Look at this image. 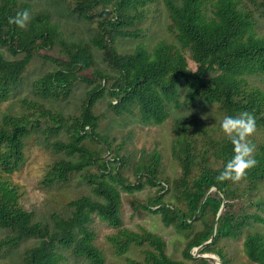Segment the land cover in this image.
Returning <instances> with one entry per match:
<instances>
[{
  "label": "trees",
  "instance_id": "obj_1",
  "mask_svg": "<svg viewBox=\"0 0 264 264\" xmlns=\"http://www.w3.org/2000/svg\"><path fill=\"white\" fill-rule=\"evenodd\" d=\"M25 9L30 14L25 27L9 23ZM162 13L173 39L146 43L142 38ZM260 19L264 0H0V46L13 56L0 50V101L16 94L35 56L51 64L32 83L42 100L23 97L24 111L0 115V264H60L63 251L87 264H106L94 245V216L116 229L107 236L116 254L132 247L143 253L142 259L110 264H185L167 253L157 232L123 225L120 188L131 194L145 184L155 189L143 200L131 199L133 209L157 214L173 227L184 240L185 260L212 264L192 252L212 237L198 252L214 253L228 264L220 242L242 236L248 260L264 264V232L256 225L264 224V140L254 134L264 129V88L251 79L264 75ZM76 20L86 24L78 36L70 28ZM128 40L138 43L122 48ZM79 81L91 87L77 114L44 101L67 96ZM101 98L115 116L151 124L170 118L176 176L165 175L156 149L133 159V152L122 151L123 139L116 143L99 129L106 115L94 110ZM245 111L255 118L248 140L255 145L256 164L239 180L218 179L234 155L221 122ZM61 131L65 138L56 135ZM29 139L54 153L40 181L45 187L61 188L77 177L90 194L71 197L42 216L26 209L12 175L25 163ZM127 167L135 182L124 175Z\"/></svg>",
  "mask_w": 264,
  "mask_h": 264
},
{
  "label": "rangeland",
  "instance_id": "obj_2",
  "mask_svg": "<svg viewBox=\"0 0 264 264\" xmlns=\"http://www.w3.org/2000/svg\"><path fill=\"white\" fill-rule=\"evenodd\" d=\"M153 22L154 23L151 25L153 31L149 32L150 35L146 38H142L146 43L150 42L153 44L157 39L162 37L169 40L173 39V34L165 28V17L163 13L161 15V20ZM83 26L86 27V24L83 21L76 20L72 21V26L70 28H73L75 32L74 34L78 36L79 33L83 32ZM256 29L260 33L264 32V20H259ZM134 43L138 42L131 40L125 42L122 41L120 45L122 48H129L130 46H133ZM0 50H3L6 55H9L8 51L2 46H0ZM47 52L54 54V52L51 51ZM9 57L13 58L12 55H9ZM50 67L51 64L49 60L47 61L44 58L35 56L31 63L26 67L23 74V80L20 82L16 94L7 100L0 101V115L5 111H24L25 108H22L21 103L23 97L31 99L38 98V100H40L41 98L32 90V83L38 75L45 72ZM251 79L254 85L264 88V75H252ZM90 87L91 85L79 81L67 96L62 95L58 99H44V101L47 102L51 100L50 102H47V104L54 109L57 108L62 110L64 114H77L82 105V98L85 95L86 90ZM106 104V98H101L96 103V109L94 110L97 114H99V112H104L106 115L99 118V129L106 132L111 137L114 136L116 143L123 139L126 143L122 151L126 154L133 152V159H136L138 155H141L142 150H144V154L146 155V153L156 149L161 153L162 169L165 175L169 177L176 176L178 173V165L172 158L171 154L170 141L172 134L170 118H167L160 124L141 122L133 115L126 114L123 116H115L109 114V112L105 110ZM254 134H256L258 139L264 140V129H256ZM56 135L65 138V133L63 131ZM34 141L32 139L28 140L25 148V163L19 171L12 175V181L20 188V202L26 209H33L39 216H42L49 213L53 207L56 209L63 208L71 197H77L82 193L90 194L87 185L79 183L77 177H73L71 181L64 184L61 188L45 187L40 181L46 170V166L52 160L54 153L51 149L43 148ZM123 173L128 176L131 182H135V176L130 167H127ZM154 189L155 188L151 187L149 184H145L142 189L135 190L130 194L128 191L120 188V214L123 220V225L136 231L141 227H145L157 232L167 242V253L175 259H183L185 264H194L193 261L188 259L185 260L183 258L182 248L184 246V240L174 231L173 227L165 226L162 223L160 216L157 214L146 212L144 215H140L133 209L130 203L131 199L136 198L138 200H143L147 194ZM91 225L95 232L94 245L103 253L106 264L123 262L128 257L142 259L143 253L139 247H132L122 255L115 253L107 236L115 232L116 229L108 222L94 216ZM256 225L264 232V224L257 223ZM196 226L200 227L201 224L197 223ZM242 240V236L221 240L220 243L224 246L225 251H227L231 258L228 264H255L249 261L246 257L243 251ZM31 242V239L23 241L19 245V251L30 245ZM198 251L199 249L197 248H193L192 250L196 256L204 254L214 256V259H211L213 262L212 264H221L219 262L220 259L218 260L219 257L216 254L199 253ZM63 254L64 258L61 260L60 264H87V260L84 257H76L68 251H63Z\"/></svg>",
  "mask_w": 264,
  "mask_h": 264
},
{
  "label": "clouds",
  "instance_id": "obj_3",
  "mask_svg": "<svg viewBox=\"0 0 264 264\" xmlns=\"http://www.w3.org/2000/svg\"><path fill=\"white\" fill-rule=\"evenodd\" d=\"M29 19V11L25 9L15 16L9 17V23H15L23 28ZM221 128L233 145L234 155L226 163L218 179L239 180L246 174V169L256 164V160L252 156L255 145L248 140L256 128L255 118L247 111L242 112L238 117L225 116L221 122Z\"/></svg>",
  "mask_w": 264,
  "mask_h": 264
},
{
  "label": "water",
  "instance_id": "obj_4",
  "mask_svg": "<svg viewBox=\"0 0 264 264\" xmlns=\"http://www.w3.org/2000/svg\"><path fill=\"white\" fill-rule=\"evenodd\" d=\"M224 206H225V201L222 202V205H221V207H220V209H219V211H218V213H217V216L223 211ZM213 235H214V233H213ZM211 240H212V237H211L210 240L206 241L205 243H203L202 245H200V246H198V247H196V248H197V249H200L202 246H204L207 242H209V241H211ZM200 256L205 257V258L210 259V260H211V259H214V256H211V255H208V254H204V255H200ZM218 260H219V258H218ZM219 262L221 263L220 260H219Z\"/></svg>",
  "mask_w": 264,
  "mask_h": 264
}]
</instances>
